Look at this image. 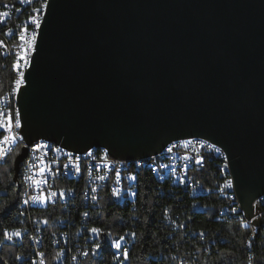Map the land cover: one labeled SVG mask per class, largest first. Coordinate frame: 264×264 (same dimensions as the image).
<instances>
[{"label":"water","instance_id":"obj_1","mask_svg":"<svg viewBox=\"0 0 264 264\" xmlns=\"http://www.w3.org/2000/svg\"><path fill=\"white\" fill-rule=\"evenodd\" d=\"M44 16L17 95L27 144L140 158L201 136L224 150L250 218L264 193V0H49Z\"/></svg>","mask_w":264,"mask_h":264},{"label":"built area","instance_id":"obj_2","mask_svg":"<svg viewBox=\"0 0 264 264\" xmlns=\"http://www.w3.org/2000/svg\"><path fill=\"white\" fill-rule=\"evenodd\" d=\"M7 5V7H5ZM43 4H38V0H28L22 2L21 6H14V0H0V12H7L6 17L0 16V54L3 56V66L8 65L11 73V79L6 88L0 93V139L5 135L19 134L15 144L7 145L0 143V147L10 149L8 155L15 149L20 151L24 145H27L25 156L22 160L21 169V184L22 194L19 199L20 212L15 217L24 221L22 217L25 214H30L37 209L52 208L53 213L67 214L69 211L77 213V205L82 204L83 210L79 211L78 225L75 219L68 216L61 217L58 220L56 230H52L51 243L57 247V263L64 264L65 257L69 264H78L80 258H83L88 252L94 255L96 244L92 243L91 249L82 246L80 239L84 236L89 241H100L99 232H93L92 229H99L94 226L85 225V221L90 215V211L98 206V201L104 196L113 200H117L120 195L134 194V199L137 197V178L138 172L145 169V166H152L151 176L160 182L171 185V178H182L185 181V189L188 193L195 195L198 189L213 190L219 197L226 199V204L217 211V218L228 219L238 217L239 221H244V226L251 231L250 238L246 241L248 247L247 264H255V250L253 249L256 235L261 228H264V193L256 197L252 202V215L246 218L244 211H238L237 195L234 189L232 176H225L224 158L218 157L216 149L219 145L201 137H197V144H188V137L177 138L171 140L172 149H164L159 152H170V159H158V152L140 158H118L110 155L108 150L94 149V146L81 151H75L68 147H64L59 143L38 138L31 144H27L23 134L19 129L7 128L8 114L11 109L12 121H15L14 115V94H16L15 81L20 78V72H25L24 62H19V69L14 68V62L17 60L16 53H23V49L27 46L24 44H16L15 53H6V42L4 40V30H12V38L16 39L18 32L25 33L26 40L31 37L34 26L27 24L29 17L35 9H41V14L44 15L45 10L42 9ZM19 9V11H17ZM33 52H31L32 57ZM25 85V84H24ZM40 143L47 145V148L41 147L33 152V145ZM212 145L209 148L208 145ZM59 149V151H55ZM91 151V155L87 153ZM71 154V158L69 157ZM79 157V160H77ZM5 158V160H6ZM198 159L200 162L198 163ZM215 160L220 179L208 188L203 187L200 182L195 179V173L200 170L206 160ZM5 160L0 161V166ZM164 164H173V171H164ZM29 165H32L30 168ZM67 165V167H65ZM77 166L80 171L77 172ZM45 169L42 173L41 169ZM73 172L74 180H64V173ZM98 177H103L99 179ZM231 180L232 186L226 187V182ZM174 186V185H171ZM176 187V186H174ZM50 193H55V196L49 197ZM41 197L43 202H33L32 197ZM95 197V199H93ZM27 201V203H25ZM193 208H204L198 202L193 203ZM236 209V211H232ZM253 217H256L253 219ZM170 220V219H169ZM172 221V220H171ZM29 222V221H28ZM44 218L32 219L29 226L23 228L15 227L7 230L9 237L19 240L24 232H29L30 242L32 243L33 251L36 255L33 264H47L43 258V252L40 250L43 229L46 226ZM60 227V228H58ZM100 230V229H99ZM17 232L19 235H17ZM46 233H49L46 232ZM75 241L73 242V239ZM120 238V237H119ZM118 238V239H119ZM117 240V239H116ZM113 242V241H112ZM128 243L125 240L121 241V248L112 247L115 262L123 263L127 260L124 256L125 250L128 253ZM178 264H183L184 259L173 256ZM185 262V261H184ZM185 264H192L185 262Z\"/></svg>","mask_w":264,"mask_h":264},{"label":"trees","instance_id":"obj_3","mask_svg":"<svg viewBox=\"0 0 264 264\" xmlns=\"http://www.w3.org/2000/svg\"><path fill=\"white\" fill-rule=\"evenodd\" d=\"M3 61L0 54V93L11 79L9 66H3ZM19 152L20 149L15 148L0 166V264H33L36 255L29 232H24L19 240L9 239L5 232L15 227L24 229L36 218H44L47 222L40 247L43 258L47 264H59L50 232L56 230L61 217L75 219L78 225V212L84 207L78 204L77 213L75 209V213L71 210L67 214L53 213L49 207L25 214L24 221L16 218L22 194V163L15 168ZM150 173L148 166L138 172L135 199L120 203L104 196L90 211L84 223L86 228L100 229V241H89L83 236L80 242L89 249L92 243L100 247H96L94 255L88 252L80 258L78 264H178L175 255L192 264H247L246 241L251 231L238 217L217 218V211L226 204L225 198L207 189H198L192 195L183 190L185 183L171 182L174 187L156 180ZM225 176H228L226 172ZM195 179L203 187L213 186L220 179L215 160L207 159L195 173ZM194 202L204 208H193ZM121 236L129 244L127 260L123 263L115 262L111 248L112 241ZM253 249L255 264H264V228L257 233ZM67 257L64 264H69Z\"/></svg>","mask_w":264,"mask_h":264},{"label":"snow or ice","instance_id":"obj_4","mask_svg":"<svg viewBox=\"0 0 264 264\" xmlns=\"http://www.w3.org/2000/svg\"><path fill=\"white\" fill-rule=\"evenodd\" d=\"M22 2H28V0H22ZM5 7H7V5H5ZM49 7V0H44V4L42 5V9L43 10H47V8ZM17 11H19V9H17ZM7 15H9V13L7 12H0V16H4L6 17ZM45 20V16L41 14V9H35L33 14L29 17L28 21L26 22L27 24H31L34 26V30L31 33V37L29 39L26 40V37L24 35H20L18 36V39L21 42L26 43V47L23 49V53L21 52H17L16 56H17V60L16 62H14V68L15 69H19V62L22 60L24 62V65L26 68H30L31 67V52L35 51V45L37 44V38L39 36V33L42 29V25L44 23ZM23 31L26 33L28 31L27 28H24ZM27 82V78H26V73L24 71L20 72V78L17 79L14 83L16 85V95H19V92L21 91L22 87L24 84H26ZM2 113H0V117H2ZM8 123H7V128L9 130H12L13 128L15 129H19L21 127V118H20V112L17 109L15 112V121L13 123L12 121V114H11V109L9 110V114H8ZM0 127H4L3 124H0ZM18 139H22L21 137H19V134H13V135H5L2 137V139H0V143L2 144H7V145H12L15 144L17 142ZM24 147H27V145H24ZM41 147L47 148V145H42L40 143H37L35 145H33L32 147V151L35 152L37 150H39ZM209 148H212V145H208ZM10 149L5 148V147H0V161L5 160L6 155L8 154ZM55 151H59V149H55ZM169 151H171V149H169ZM217 152H219L220 150L217 148L216 149ZM19 154V153H18ZM88 155H91V151H89L87 153ZM69 157L71 158V154H69ZM77 160H79V157H77ZM198 163L200 162V159H198L197 161ZM29 167L31 168L32 165H29ZM67 167V165L65 166ZM45 171V169H41V172L43 173ZM77 172L80 171L79 167L77 166L76 169ZM99 179H103V177H98ZM232 186V181L229 180L226 182V187H231ZM55 193H50L49 197L55 196ZM33 202H43V200L41 199V197L38 196H34L31 198ZM93 199H95V197H93ZM25 203H27V201H25ZM232 211H236V209H233ZM256 217H253V219H255ZM93 232H99V229H92ZM17 235H19V233L17 232ZM5 236H7V233L5 232ZM9 239L11 237H8ZM124 240V237L121 236L119 239L115 240L112 242V247L116 248V249H120L121 248V241ZM97 248L100 247V245L96 246ZM124 256L125 258H127V250H125L124 252Z\"/></svg>","mask_w":264,"mask_h":264},{"label":"bare ground","instance_id":"obj_5","mask_svg":"<svg viewBox=\"0 0 264 264\" xmlns=\"http://www.w3.org/2000/svg\"><path fill=\"white\" fill-rule=\"evenodd\" d=\"M38 4H44V0H38ZM14 6H21V0H14ZM20 35L25 36V32H18V34H16V39H15V38H12V30H4V40H7L6 53H15L16 44H24V42H21L18 39V36ZM26 69L27 68L25 67V70ZM17 109L19 110V106L17 102V95L14 94V115ZM188 144H197V137L189 136ZM94 149H103V146H94ZM164 149H172V142H168L167 144H165ZM218 149L220 150L218 152V157L224 158V165L226 166V169H225L226 174H228V176H232L230 167L227 161V156L224 150L220 146H218ZM158 159H170V152H158ZM148 169L152 173V166H148ZM164 171H173V164H164ZM64 180H74V173L73 172L64 173ZM171 182L177 183L180 185L185 183V181H183L182 178H171ZM132 199H134V194H123V195H120L116 201L123 203L127 200H132ZM237 208H238V211H244L241 208L239 201H237Z\"/></svg>","mask_w":264,"mask_h":264}]
</instances>
